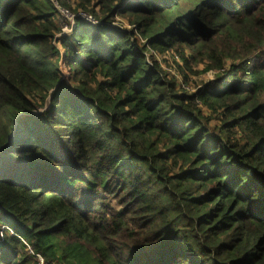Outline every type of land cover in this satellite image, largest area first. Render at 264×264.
<instances>
[{"label": "trees", "instance_id": "trees-1", "mask_svg": "<svg viewBox=\"0 0 264 264\" xmlns=\"http://www.w3.org/2000/svg\"><path fill=\"white\" fill-rule=\"evenodd\" d=\"M56 5L98 21L63 54ZM2 227L0 264H264V0H0Z\"/></svg>", "mask_w": 264, "mask_h": 264}, {"label": "rangeland", "instance_id": "rangeland-1", "mask_svg": "<svg viewBox=\"0 0 264 264\" xmlns=\"http://www.w3.org/2000/svg\"><path fill=\"white\" fill-rule=\"evenodd\" d=\"M71 12V11H70ZM81 12V11H80ZM78 13V12H77ZM75 13V14H77ZM85 13V12H83ZM128 23L126 20L122 18H115L114 22L112 23V26L116 28H123L126 26ZM126 28V27H125ZM57 36V34H56ZM54 40L55 46L60 50L62 54V48H61V38L59 37L58 39ZM174 53H169L164 57L160 58H154L156 61L160 62L163 66V69L170 73L171 76H174L176 80L178 81V84H180L181 87H184L186 90L189 92L193 93L197 91V89H200L203 87V84L207 81H212L214 79L215 73L213 71H207V72H200L203 69V66L200 64L198 66H195L193 68V72L185 71L183 74L186 76L187 80L185 81L182 76V72L177 68V66H182L181 60L177 57H175ZM60 72L62 75V78L68 82L69 81V72L67 71L65 64H64V59L62 58L60 61ZM181 74V75H180ZM202 114L207 117L209 113L207 114L205 109H202ZM211 120L209 121V127L212 128L213 126L217 125L219 121L216 120V117L214 115L210 116Z\"/></svg>", "mask_w": 264, "mask_h": 264}, {"label": "built area", "instance_id": "built-area-1", "mask_svg": "<svg viewBox=\"0 0 264 264\" xmlns=\"http://www.w3.org/2000/svg\"><path fill=\"white\" fill-rule=\"evenodd\" d=\"M56 9H57V12H58V26L60 28V30H59V32H58V34L56 36V39H58L59 37L60 38L64 37V36L69 37L72 34V30H73L74 25H75L74 19L76 17H80V18L84 19L85 21L90 22L93 25H97L98 24V21H96L88 13L78 12L77 14H74V13L70 12L68 9L60 8L57 5H56ZM119 29L130 30L131 26L127 24L123 28L121 27ZM156 58L158 59V58H160V56L156 55ZM158 63H160V62H158ZM5 229L9 230L7 227H2L1 230H0V236H2L1 233ZM38 261H39V264H47V263H44V261L40 257H38Z\"/></svg>", "mask_w": 264, "mask_h": 264}, {"label": "water", "instance_id": "water-1", "mask_svg": "<svg viewBox=\"0 0 264 264\" xmlns=\"http://www.w3.org/2000/svg\"><path fill=\"white\" fill-rule=\"evenodd\" d=\"M62 54H63V51H62Z\"/></svg>", "mask_w": 264, "mask_h": 264}]
</instances>
